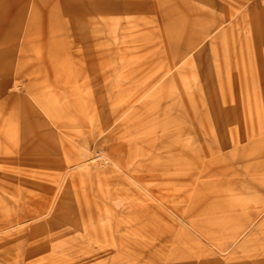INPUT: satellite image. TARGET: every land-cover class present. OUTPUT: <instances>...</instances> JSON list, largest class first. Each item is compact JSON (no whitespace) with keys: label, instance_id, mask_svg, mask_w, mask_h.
Segmentation results:
<instances>
[{"label":"rangeland","instance_id":"rangeland-1","mask_svg":"<svg viewBox=\"0 0 264 264\" xmlns=\"http://www.w3.org/2000/svg\"><path fill=\"white\" fill-rule=\"evenodd\" d=\"M1 180L0 264H264V0H0Z\"/></svg>","mask_w":264,"mask_h":264},{"label":"bare ground","instance_id":"bare-ground-1","mask_svg":"<svg viewBox=\"0 0 264 264\" xmlns=\"http://www.w3.org/2000/svg\"><path fill=\"white\" fill-rule=\"evenodd\" d=\"M200 38H201V36L199 37V35L197 33L195 35L194 34H191L190 35L188 32L187 33H184L183 36H181L179 42L175 46L172 47L171 51H169L168 53H166V55H165L166 56V58H165L166 59V62H168V63L173 62L175 64L178 61H182L185 58V56H186L187 53H189L192 49H194L198 45H200V43H201V39ZM11 51L13 52L14 49L11 48ZM170 68H171V66L168 67V70H170ZM18 72H19V74L20 73L23 74V72H25V69L20 70ZM16 86H17L16 83H14L13 84V88L16 87ZM24 104L25 103H22V105H21L22 109H24L23 108ZM63 144L66 147H69L70 146L66 141H64ZM112 164L115 165V166H117V164L114 161H112ZM118 167L121 170H123L122 167H120V165H118ZM0 184H1V186L4 189H7V188L11 187L10 186V182L8 180H1L0 181ZM261 213H263V210H260L257 213V217L258 216H261Z\"/></svg>","mask_w":264,"mask_h":264}]
</instances>
